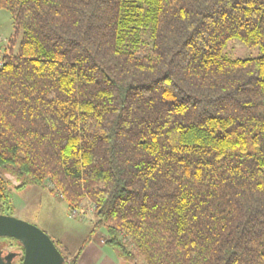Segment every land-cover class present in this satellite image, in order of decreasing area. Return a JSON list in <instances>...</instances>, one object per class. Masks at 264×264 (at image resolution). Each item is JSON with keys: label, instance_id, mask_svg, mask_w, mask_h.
<instances>
[{"label": "trees", "instance_id": "obj_1", "mask_svg": "<svg viewBox=\"0 0 264 264\" xmlns=\"http://www.w3.org/2000/svg\"><path fill=\"white\" fill-rule=\"evenodd\" d=\"M0 8L20 33L0 53V213L49 182L145 264H264V0ZM231 38L260 55L227 57Z\"/></svg>", "mask_w": 264, "mask_h": 264}, {"label": "rangeland", "instance_id": "obj_2", "mask_svg": "<svg viewBox=\"0 0 264 264\" xmlns=\"http://www.w3.org/2000/svg\"><path fill=\"white\" fill-rule=\"evenodd\" d=\"M14 35L10 13L0 8V53L7 52L10 46L17 51L20 33ZM223 54L231 58H251L260 55L256 46H246L239 39L231 38L223 48ZM45 185L27 184L11 190L9 207L2 214L12 215L36 225L55 243L56 247L74 264H145L141 255L129 246V254L122 253L119 247L105 242L104 227L95 228L94 208L86 200L79 215H71L66 203Z\"/></svg>", "mask_w": 264, "mask_h": 264}, {"label": "water", "instance_id": "obj_3", "mask_svg": "<svg viewBox=\"0 0 264 264\" xmlns=\"http://www.w3.org/2000/svg\"><path fill=\"white\" fill-rule=\"evenodd\" d=\"M15 238L23 247L20 264H61L63 258L51 238L36 225L0 213V237Z\"/></svg>", "mask_w": 264, "mask_h": 264}, {"label": "flooded vegetation", "instance_id": "obj_4", "mask_svg": "<svg viewBox=\"0 0 264 264\" xmlns=\"http://www.w3.org/2000/svg\"><path fill=\"white\" fill-rule=\"evenodd\" d=\"M9 194L11 197V191ZM6 207H9V203ZM22 257L23 247L19 241L12 237H0V264H20Z\"/></svg>", "mask_w": 264, "mask_h": 264}, {"label": "built area", "instance_id": "obj_5", "mask_svg": "<svg viewBox=\"0 0 264 264\" xmlns=\"http://www.w3.org/2000/svg\"><path fill=\"white\" fill-rule=\"evenodd\" d=\"M0 44H1V39H0ZM1 64H2V61H1V58H0V66H1ZM56 195L59 197V198H61V195H60V193H56ZM79 213V211L77 210V208L76 209H72V210H70V214L71 215H79L78 214Z\"/></svg>", "mask_w": 264, "mask_h": 264}]
</instances>
